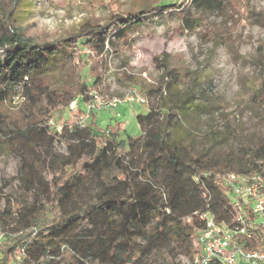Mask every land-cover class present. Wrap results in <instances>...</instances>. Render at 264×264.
Returning <instances> with one entry per match:
<instances>
[{
  "label": "trees",
  "instance_id": "obj_1",
  "mask_svg": "<svg viewBox=\"0 0 264 264\" xmlns=\"http://www.w3.org/2000/svg\"><path fill=\"white\" fill-rule=\"evenodd\" d=\"M23 1L0 0V145L19 140L18 174L31 201L0 210V264H176L178 255L191 256L205 228L200 214L227 222L239 212L221 175L262 171L264 136L223 155L194 152L186 116L203 105L170 91L171 72L163 68L158 86L145 89V110L133 115L137 135L115 117L101 126L93 112L83 125H58L52 116L89 99L104 80L101 61L106 69L143 22L174 11L184 30L193 31L202 15L233 0H141L127 16L86 21L51 40L28 36L16 24ZM18 90L24 100L19 121L6 110ZM217 134L207 138L217 143Z\"/></svg>",
  "mask_w": 264,
  "mask_h": 264
},
{
  "label": "rangeland",
  "instance_id": "obj_2",
  "mask_svg": "<svg viewBox=\"0 0 264 264\" xmlns=\"http://www.w3.org/2000/svg\"><path fill=\"white\" fill-rule=\"evenodd\" d=\"M181 2L176 0L179 5ZM140 4L141 0H24L16 24L28 36L51 40L77 30L86 21L103 24L112 15L127 16ZM190 11L195 15L193 8ZM101 67L103 83L89 93L120 100L132 90L144 99L145 89L157 87L164 78L161 69L170 71V91L180 97L190 94L195 103L203 105L195 113L190 111L192 117L186 116L196 137L194 152L208 149L209 154L217 151L223 155L227 147L255 146L264 136V0H233L221 12L202 15L201 27L193 31L184 30L177 12L156 16L130 33L106 62L107 68L102 61ZM126 77L136 84L129 85ZM258 90L261 93L255 97ZM23 102L18 90L6 107L7 114L19 121ZM71 103L53 112V123L77 121L80 113L71 111ZM145 107V103L127 101L118 109L95 114L101 126L117 118L126 132L137 135L133 115ZM212 130L218 132L217 143L207 138ZM15 144L18 139L12 147L6 141L0 145V210L9 205L15 211L16 202L31 201L18 174L20 159ZM54 148L65 153L60 143ZM41 177L50 179L47 173ZM186 257L178 255L174 262L184 264Z\"/></svg>",
  "mask_w": 264,
  "mask_h": 264
},
{
  "label": "built area",
  "instance_id": "obj_3",
  "mask_svg": "<svg viewBox=\"0 0 264 264\" xmlns=\"http://www.w3.org/2000/svg\"><path fill=\"white\" fill-rule=\"evenodd\" d=\"M127 101L146 103L135 90L125 100L90 92L89 99L73 101L70 108L74 113L79 111L75 123L83 125L92 112L118 109ZM221 180L239 212L227 222H217L209 213L200 214L205 228L195 242V252L184 258V264H264V169L252 174L227 172ZM4 239L0 226V243Z\"/></svg>",
  "mask_w": 264,
  "mask_h": 264
}]
</instances>
